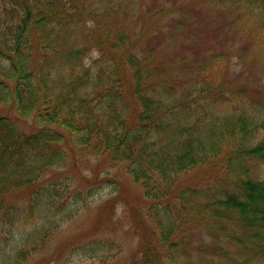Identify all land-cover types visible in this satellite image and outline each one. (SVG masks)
<instances>
[{"label": "trees", "instance_id": "16d2710c", "mask_svg": "<svg viewBox=\"0 0 264 264\" xmlns=\"http://www.w3.org/2000/svg\"><path fill=\"white\" fill-rule=\"evenodd\" d=\"M75 151L139 192L100 166L79 186ZM103 184L97 233L123 204L130 264H264V0H0V264L115 258L113 235L37 257Z\"/></svg>", "mask_w": 264, "mask_h": 264}, {"label": "rangeland", "instance_id": "374dc122", "mask_svg": "<svg viewBox=\"0 0 264 264\" xmlns=\"http://www.w3.org/2000/svg\"><path fill=\"white\" fill-rule=\"evenodd\" d=\"M95 56H96V52H92V54L90 55L91 58ZM74 156H76L77 158L76 162L70 159L71 158L70 157L68 159V164L63 170L64 171L63 174H65L64 176L66 177L69 176L74 177L77 183H79V186L84 187L87 184H90L91 182H87L86 180H83L84 178H82V175L91 177L93 175V172L97 170L96 166H100L99 169L101 173L104 172L105 170H109L112 175H116V176L119 175L120 178L124 179V182H126V184H128L130 187H133L134 190L138 191L137 187L134 188L133 184L130 181V178L126 174L124 166L121 163L111 166L110 165L108 166L107 163L106 164L100 163L99 165H97L99 160H96L94 157L88 156L86 157V161H81L82 158L79 157L76 151ZM92 189L93 191L96 190L93 200L88 204L87 207L81 210L78 214L74 215L71 219H69L61 226V228L53 235L52 240L48 245L49 248L47 249L45 254H43L42 256L38 255L37 257H44L48 255L56 247L59 249V247H61V245H59L60 243H65L66 240L70 241V239L76 236L84 237L80 239V241H84L89 238L101 237V236L110 237L113 235L116 238V241L119 245V253L111 261H107L104 264H130V261L133 258V251H135V248L137 247L139 240V237L134 233V230L132 229V227L134 226L130 212L129 211L127 212L125 206L120 203L116 208L115 218H113L114 222L117 225L116 226L117 228L113 226V227H109L108 230L107 228L105 229L102 227L100 232L97 233V231L99 230L100 226L103 223V222H99L96 224L95 211L97 209V206H99L102 203H105L107 199L110 198V196L115 194V192H111V187L109 185H104V184L101 186L94 185ZM125 196L127 197V199H129L131 197V194L125 193ZM89 199H92V197H89ZM107 204H109V202H107ZM88 229H91L90 231L96 233V235L91 233L88 236V232H90ZM209 229L212 228L199 230L200 233L205 234L203 237L204 241L210 240V237L207 234ZM216 233L219 236L220 240H224L225 233H221V232H216ZM198 243L199 241H197V238H194L193 241L190 242L186 247L193 257L197 255L195 249ZM109 251L112 254L115 253V250H113V248H111ZM178 256H179V251L175 252L174 256H169L166 254V252L163 251L161 264H184V262H181L182 257L180 256L178 257ZM43 264H102V263H100L98 256H91V254L84 253L79 248L75 247L69 250L66 248L62 256L54 257L52 260H49V262Z\"/></svg>", "mask_w": 264, "mask_h": 264}]
</instances>
